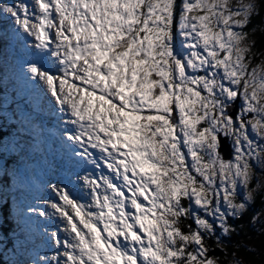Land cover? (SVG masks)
Instances as JSON below:
<instances>
[{"label": "snow or ice", "instance_id": "6c2138e0", "mask_svg": "<svg viewBox=\"0 0 264 264\" xmlns=\"http://www.w3.org/2000/svg\"><path fill=\"white\" fill-rule=\"evenodd\" d=\"M0 20L89 198L27 207L51 244L27 264H264V0H0Z\"/></svg>", "mask_w": 264, "mask_h": 264}, {"label": "rangeland", "instance_id": "374dc122", "mask_svg": "<svg viewBox=\"0 0 264 264\" xmlns=\"http://www.w3.org/2000/svg\"><path fill=\"white\" fill-rule=\"evenodd\" d=\"M28 2L30 3L31 0H28ZM3 23L5 22L3 21ZM5 24L8 27V24ZM10 41L12 42L10 49L13 52L9 61L14 69V86L18 87L19 90L16 99L29 108V110H27V107L21 108L19 113L25 117L26 125L32 129L30 134L36 136L35 139H32L35 143L27 145L33 147L31 150L28 148L22 149L21 155L15 156L16 160L21 162L13 168L16 176L18 174L19 183L23 185V189L28 192L29 197L23 199L25 202L20 201L18 197H14L12 200L17 208L22 209L24 214L29 216V223L33 222L30 225L35 226V230L38 231L40 241L35 253L31 254V257H34L37 252H43L51 244L42 230L43 224L41 221L43 218L27 214V207L29 205L42 206L44 200L58 199L51 192L50 184L68 185V190L73 198L84 203H87L88 199L77 198L78 189L72 185L77 183L76 176L81 174V166L73 159L71 151L63 143L60 134V124L63 117L58 111L53 110V102L45 92H42L36 85L25 81L21 65L25 60L33 59V57L28 54L24 45L17 42L12 35ZM24 113L25 115H23ZM5 196L3 192H0V203H2ZM53 230L54 227H48L49 232Z\"/></svg>", "mask_w": 264, "mask_h": 264}, {"label": "trees", "instance_id": "16d2710c", "mask_svg": "<svg viewBox=\"0 0 264 264\" xmlns=\"http://www.w3.org/2000/svg\"><path fill=\"white\" fill-rule=\"evenodd\" d=\"M259 17L256 18V21ZM8 31L6 24L0 20V130L15 131L16 137L18 138V145L20 143H27L31 138V134L26 133L27 131L19 129V119L13 115L18 112L14 108L18 105L19 100L16 99L18 96V87L14 86V71L12 64L9 61V56L12 54L10 49L12 42L10 41L11 33H8L7 43L5 42L4 33ZM261 32L259 29L254 34V38L257 41L256 50L258 51L264 45H261ZM16 90V91H15ZM17 103V105H16ZM34 137V136H33ZM0 147L3 148V138L0 137ZM13 178L10 172L7 175L0 174V187H4V182H9ZM262 209L259 198L256 202L250 206L249 212L245 214L243 222L247 223L248 216L255 211ZM15 211L14 208L7 209L6 205H0V264H18L19 261L26 263V255L32 251L35 243L30 236V233L25 229L22 221L18 217V214L11 212ZM231 223H240V221H230ZM241 235L244 234V229L241 228ZM248 234L257 238V234L249 227ZM17 235L16 239L13 236ZM233 240L238 237L233 236ZM209 247H213L211 241L206 242ZM247 243V241H245ZM231 251V249H229ZM209 255L220 256V264H226L223 259L222 253L219 251L210 252ZM238 256L244 255L238 252Z\"/></svg>", "mask_w": 264, "mask_h": 264}, {"label": "water", "instance_id": "95a60500", "mask_svg": "<svg viewBox=\"0 0 264 264\" xmlns=\"http://www.w3.org/2000/svg\"><path fill=\"white\" fill-rule=\"evenodd\" d=\"M222 153L225 155V158H227V144L225 143L224 147L221 149Z\"/></svg>", "mask_w": 264, "mask_h": 264}, {"label": "bare ground", "instance_id": "6f19581e", "mask_svg": "<svg viewBox=\"0 0 264 264\" xmlns=\"http://www.w3.org/2000/svg\"><path fill=\"white\" fill-rule=\"evenodd\" d=\"M26 133H29V134H30V132H26ZM35 138H36V136H34V137H33V136H31V138H30V139H35ZM86 195H87V193H86ZM17 237H18L17 235L13 236V238H14V239H16Z\"/></svg>", "mask_w": 264, "mask_h": 264}]
</instances>
